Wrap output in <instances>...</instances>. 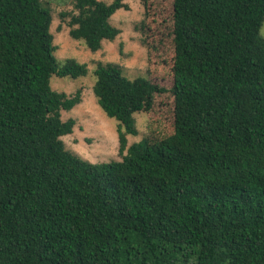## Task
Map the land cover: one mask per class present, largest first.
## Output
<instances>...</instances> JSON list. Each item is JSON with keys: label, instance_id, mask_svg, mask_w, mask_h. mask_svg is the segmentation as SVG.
Segmentation results:
<instances>
[{"label": "trees", "instance_id": "obj_1", "mask_svg": "<svg viewBox=\"0 0 264 264\" xmlns=\"http://www.w3.org/2000/svg\"><path fill=\"white\" fill-rule=\"evenodd\" d=\"M70 1L60 17L89 51L120 34L110 18L124 0ZM140 3L143 46L172 40V86L97 63L121 159L91 163L62 140L80 91L50 82L87 65L54 56L47 2L0 0V264H264V0H172L156 39L154 5ZM167 92L173 132L128 146L134 115Z\"/></svg>", "mask_w": 264, "mask_h": 264}, {"label": "rangeland", "instance_id": "obj_2", "mask_svg": "<svg viewBox=\"0 0 264 264\" xmlns=\"http://www.w3.org/2000/svg\"><path fill=\"white\" fill-rule=\"evenodd\" d=\"M51 9L52 22L50 32L54 56L62 62L75 59L85 63L88 74L83 78H51V87L57 92L72 96L80 91L81 102L70 111L61 113L62 120L72 118L76 121L73 132L62 138L66 149L91 163L120 160L117 123L109 119L100 110L93 94L95 76L93 71L97 63L117 64L122 75L128 79L148 78L169 90L172 86L173 44L169 37L159 42L156 50L151 45L143 46L141 34L136 25L144 19L145 12L140 0H124L128 9L120 8L110 18V23L121 32L113 41H103L96 52L89 51L82 41L69 36L68 18H61L60 13L73 11L70 0H43ZM110 3L112 0H100ZM154 5L155 22L149 25L159 38L160 33L168 34L172 25V0H150ZM147 20V19H146ZM259 37L264 40V21L259 30ZM155 41V40H154ZM154 43V42H153ZM173 96L170 92L155 96L153 107L148 113L134 115L139 135L127 138L128 146L147 136L150 140L161 139L173 132Z\"/></svg>", "mask_w": 264, "mask_h": 264}]
</instances>
